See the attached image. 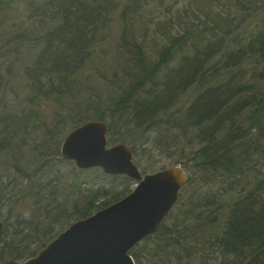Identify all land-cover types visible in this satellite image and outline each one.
Wrapping results in <instances>:
<instances>
[{
	"label": "trees",
	"instance_id": "16d2710c",
	"mask_svg": "<svg viewBox=\"0 0 264 264\" xmlns=\"http://www.w3.org/2000/svg\"><path fill=\"white\" fill-rule=\"evenodd\" d=\"M141 1L0 0V155L7 159L0 205H12L1 221L0 264H20L59 233L57 225L132 191L85 188L79 172L86 169L62 171V162H73L61 154L72 129L103 120L109 137L106 118L117 114L128 128L108 141L128 145L130 132L135 143L159 132L155 143L190 174L158 232L132 250L136 263L264 264V90L255 75L246 81L232 72L244 62L264 63V0H190L154 23L162 35L154 48L134 24ZM115 15L123 29L110 53L105 40ZM246 23L252 26L243 34ZM87 67H112L115 82H93ZM15 83L27 94L9 103ZM184 95L185 110L174 107ZM52 99L67 110L55 106L49 114ZM68 124L73 128L63 132ZM29 198L38 220L19 208Z\"/></svg>",
	"mask_w": 264,
	"mask_h": 264
},
{
	"label": "water",
	"instance_id": "95a60500",
	"mask_svg": "<svg viewBox=\"0 0 264 264\" xmlns=\"http://www.w3.org/2000/svg\"><path fill=\"white\" fill-rule=\"evenodd\" d=\"M105 121H87L61 144L62 157L80 169L103 168L138 181L133 190L91 216L72 223L22 264H137L129 253L157 232L189 179L186 166L172 164L142 175L134 152L123 142L109 145ZM3 223L0 221V231Z\"/></svg>",
	"mask_w": 264,
	"mask_h": 264
},
{
	"label": "rangeland",
	"instance_id": "374dc122",
	"mask_svg": "<svg viewBox=\"0 0 264 264\" xmlns=\"http://www.w3.org/2000/svg\"><path fill=\"white\" fill-rule=\"evenodd\" d=\"M189 2H190V0H142L140 2L138 9H137L135 23H134L138 29H141V31L139 33V37L141 39H144L146 45L149 48H154L155 43L158 40H160L162 37L161 34L154 32V29H155L154 23L156 21H159V20L165 21L171 15H175L179 10L184 9L185 3L188 4ZM224 2H226V1L223 0V3ZM168 8H170L172 10V13L165 12ZM219 10H220V8H218V11ZM130 17H131V14H130ZM131 20H133V19H131ZM248 20H246V21H248ZM251 26H252V23H246L244 26H242L240 32L245 34L246 32L249 31ZM122 29H123L122 21L120 20L119 15H115V21L112 23L111 27L108 29L107 39L105 40L106 44L110 46V53H112V48H114L115 45L118 44V41L120 40V35H121ZM146 29H148L149 32H148V35L146 37H144ZM111 69H112V67L108 68L107 70H105L104 67H87L86 72L89 75V77H91L94 80L93 82H95V83H102V82L106 83L108 80L115 82L114 77H113L112 72H111L112 71ZM108 72L111 74H109ZM232 72L237 73L235 75H239L242 73L243 76L245 77V79H247L246 81H249L254 75L256 76V78H258V76H260L262 73H264V63L258 64L254 61L244 62V63H242V66H240V67H234ZM232 72H230V74L228 76L233 75ZM227 74H225V76ZM256 78L254 79L253 82H256L257 90L263 91L264 90V80L261 81V80L256 79ZM221 81H222V77H220L217 82H221ZM26 94H27V90H21V86L18 83H15V86H13L11 89H9L5 99L9 103H15L17 101H20L17 99V97H23ZM80 99H81V97H80ZM85 104L87 106L88 103H85ZM174 104H175L174 107L182 105V109L185 110V95L182 97L181 101L177 100ZM55 106H58L59 110H67V108L64 107V104H62L60 107L59 101L52 99L51 101L48 102L47 105H45V111L48 110L49 111L48 113L50 114L53 112L51 110H53L54 108H57ZM181 116L185 117L184 112H181L180 117ZM122 119H123L122 115H120V114H117L115 116L114 120H110L109 118H106V121L109 123V126L112 125L111 129H110V134H109L108 140L109 139H116V138L120 137L122 134H125L124 131L128 128V126L120 128V123H122ZM179 122H180L181 126H183L185 124V120H182V121L179 120ZM130 124L135 125L134 122H131ZM67 126H68V129L66 130L64 128L63 132L69 131L71 128H73L74 125L68 124ZM130 127H132V126H130ZM132 134L133 133L130 132L127 135L128 141H129L128 146L131 148V150L133 149L136 151V155L134 153V161L141 168L142 171H144V172H153L154 170L157 171V170H160L163 166H166V165L174 162L175 158L173 156H171L170 152L163 150V149H160V146H158L155 143L154 138H156V136L159 134V132L147 131V132H145L144 136L137 143H135L132 140ZM107 136H108V133H107ZM31 138H32V136H31ZM108 144L113 145V142L109 141ZM194 146L196 148L197 143H195ZM186 152L191 153V150L186 148ZM32 158H33L32 156H29V160H32ZM29 160H28V162H29ZM6 162H7L6 156L0 155V166L3 167L6 164ZM62 163L65 164L62 171L70 170V169H74V168L78 169L76 167V164L74 161L69 162V163H67V162H62ZM188 169L190 170V167ZM78 170H80V169H78ZM6 172H7L6 168H4L1 172V175H3ZM79 175H80V178H84L87 180V184H84L85 188H88V187H92L93 189L106 188L109 191H111L112 193L121 192V191L125 190L126 188H129L130 190H132L138 184L137 180H135V179H133L127 175H121V174H120V176L109 175V174H106L101 168L86 169V170H84V172H79ZM27 184H29V181H27ZM191 187H193V185ZM191 187L189 188V190L191 189ZM193 189H194V187L191 189L190 193L193 191ZM189 190L187 191V193L189 192ZM182 192L185 195V187L182 189ZM68 194H70V190L65 189L63 197L66 199L67 207H71V196H68ZM78 195H79V193L75 192L74 198ZM175 205L173 206L172 210L174 209ZM107 206H105V207H107ZM11 207H12V205L9 202H4L0 205V221L4 222L3 220L7 218L8 214H9V210L11 209ZM19 208L20 209L21 208L22 209H29V212H26V215H25L26 218L29 220H31V219L38 220L40 217L39 212L34 209L33 201L30 198H29V201L26 205L21 206ZM176 210H175V212H176ZM27 219H26V221H27ZM76 220H78V219H75L70 223L63 222L62 224L57 225L56 229L54 231L60 233L61 231H63L66 227H68L71 223H73ZM5 234H8V232L6 231ZM58 234H56L54 236V238ZM140 245H138V246H140ZM24 260L25 259L21 260L20 264H22L24 262ZM217 263H219L217 259L213 261V264H217Z\"/></svg>",
	"mask_w": 264,
	"mask_h": 264
},
{
	"label": "flooded vegetation",
	"instance_id": "af4514ba",
	"mask_svg": "<svg viewBox=\"0 0 264 264\" xmlns=\"http://www.w3.org/2000/svg\"><path fill=\"white\" fill-rule=\"evenodd\" d=\"M135 163H136V162H135ZM172 164H175V163L172 162L171 164H168V165H166V166H163L160 170L165 169L166 167H168V166H170V165H172ZM180 164H181L183 167L185 166V162H181ZM137 166H138V165H137ZM138 167H139V166H138ZM139 169H140V171H141V173H142L143 175H144V174H147V173H150V172H144V171H142L140 167H139ZM157 171H159V170H157ZM155 172H156V171H155ZM184 187H185V185L181 188V190H180V192H179V198L181 197L182 189H183ZM97 211H98V210H97ZM166 218H167V217H166ZM166 218H165V219H166ZM160 226H161V225H160ZM160 226H159V228H160ZM159 228H158V230H159ZM158 230H157V232H158ZM157 232H156V233H157ZM156 233H155V234H156ZM153 235H154V234H153ZM150 236H152V235H150ZM148 237H149V236H148ZM148 237H146V238H148ZM146 238H143L142 240H140L138 243H136V244L131 248V250L129 251V253H130L132 256H133L132 250H133L135 247H138V245H140L143 241H145ZM46 245H47V244H46ZM46 245H45V246H46ZM45 246H44V247H45ZM44 247H43V248H44ZM39 251H40V250H39ZM39 251H38V252H39Z\"/></svg>",
	"mask_w": 264,
	"mask_h": 264
},
{
	"label": "bare ground",
	"instance_id": "6f19581e",
	"mask_svg": "<svg viewBox=\"0 0 264 264\" xmlns=\"http://www.w3.org/2000/svg\"><path fill=\"white\" fill-rule=\"evenodd\" d=\"M88 121H96V120H88ZM86 122H87V121H86ZM86 122H84V123H82L81 125L75 127L74 129H76V128L82 126V125L85 124ZM74 129H73V130H74ZM175 164H180V163H175ZM138 168H139V167H138ZM101 169L103 170V168H101ZM139 170H140V169H139ZM103 171H104V170H103ZM104 172H105V171H104ZM140 172H141V171H140ZM105 173H106V172H105ZM106 174H108V173H106ZM141 174H142V173H141ZM142 175H143V174H142ZM144 175H145V174H144ZM178 200H179V199H178ZM177 202H178V201H177ZM177 202H176V204H177ZM112 204H113V203H112ZM110 205H111V204H110ZM108 206H109V205H108ZM104 208H105V207H104ZM172 208H173V207H172ZM171 210H172V209H171ZM171 210H170V211H171ZM95 213H96V212H95ZM168 214H169V213H168ZM92 215H93V214H92ZM90 216H91V215H90ZM166 217H167V216H166ZM81 219H82V218H81ZM78 220H79V219H78ZM164 220H165V219H164ZM164 220H163V222H164ZM76 221H77V220H76ZM76 221H74V222H76ZM74 222H73V223H74ZM71 224H72V223H71ZM71 224H70V225H71ZM161 224H162V223H161ZM161 224H160V225H161ZM70 225H69V226H70ZM69 226H68V227H69ZM68 227H66L64 230H66ZM64 230H63V231H64ZM63 231H61V232H63ZM61 232H60V233H61ZM60 233H59V234H60ZM59 234H58V235H59ZM58 235H57V236H58ZM151 235H152V234H151ZM57 236H56V237H57ZM149 236H150V235H149ZM56 237H55V238H56ZM147 237H148V236H147ZM145 238H146V237H145ZM53 239H54V238H53ZM53 239H52V240H53ZM52 240H51V241H52ZM51 241H50V242H51ZM48 243H49V242H48ZM48 243H47V244H48Z\"/></svg>",
	"mask_w": 264,
	"mask_h": 264
}]
</instances>
